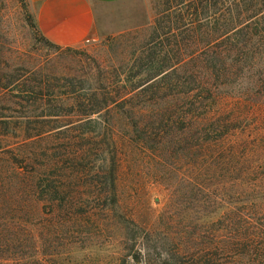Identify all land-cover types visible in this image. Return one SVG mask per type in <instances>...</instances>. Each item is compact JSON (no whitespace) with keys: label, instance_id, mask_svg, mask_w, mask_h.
I'll return each mask as SVG.
<instances>
[{"label":"rangeland","instance_id":"obj_1","mask_svg":"<svg viewBox=\"0 0 264 264\" xmlns=\"http://www.w3.org/2000/svg\"><path fill=\"white\" fill-rule=\"evenodd\" d=\"M142 1L147 25L60 47L28 0H0V264L263 259L237 244L264 231V25L178 66L172 83L206 80L214 96L165 113L176 89L132 88L199 34L159 37L150 26L165 0ZM257 5L226 0L214 18L244 20ZM107 93L128 94L82 112Z\"/></svg>","mask_w":264,"mask_h":264},{"label":"trees","instance_id":"obj_2","mask_svg":"<svg viewBox=\"0 0 264 264\" xmlns=\"http://www.w3.org/2000/svg\"><path fill=\"white\" fill-rule=\"evenodd\" d=\"M164 3L165 8L158 13L153 24L150 26L153 33L159 31L158 36L165 38L169 35L176 37L179 33L197 31L199 37L191 45L190 41L184 44L185 48H189L188 50H190L186 53H182L181 51L183 45L178 46V44L173 45L176 51L175 49L169 48L164 50V60L167 59L165 65H158L155 59L152 60L150 63L151 67L146 74L144 73L146 77L137 87L132 88V91L138 90L142 92L151 88L167 91L176 89L177 95H175L173 103L165 108V113H194V109H197V106L202 107L209 104L208 102L214 96L213 87L208 81H199L198 79L193 87L182 84L181 88V83L178 85L172 83L176 81L173 78L175 77L176 69H178L177 67L192 62L196 55H200L206 50L216 51L221 49L229 39L228 36L230 33H236L242 28H246L248 23L257 26L264 25V5L262 7L259 5H257L259 7L255 6L257 9H254V11L258 12L242 20L214 18L215 10L218 12L222 11L226 0H165ZM171 14L174 15L175 20L170 18ZM171 51L179 53L180 57L174 60L171 59L169 57ZM216 55H218L217 52ZM126 94L128 93H124L123 95H119V93L117 95H110L107 93L102 100L96 101L89 106L86 105L82 112L89 116L94 113L108 111L112 106L114 107L122 101H125ZM186 106H190V108L185 109ZM244 219H246V223L250 222L248 224H251L253 227L251 218L246 217ZM259 234H251L247 239L238 243L237 246H244L249 254L251 253L255 257L259 256V258H263L261 260L259 259L257 263L264 264V231ZM235 261L238 264H243L240 263L239 258H236Z\"/></svg>","mask_w":264,"mask_h":264},{"label":"crops","instance_id":"obj_3","mask_svg":"<svg viewBox=\"0 0 264 264\" xmlns=\"http://www.w3.org/2000/svg\"><path fill=\"white\" fill-rule=\"evenodd\" d=\"M37 29L60 47L114 36L149 23L142 0H28Z\"/></svg>","mask_w":264,"mask_h":264}]
</instances>
